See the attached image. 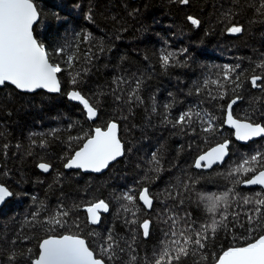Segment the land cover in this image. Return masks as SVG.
<instances>
[{
  "label": "trees",
  "instance_id": "trees-1",
  "mask_svg": "<svg viewBox=\"0 0 264 264\" xmlns=\"http://www.w3.org/2000/svg\"><path fill=\"white\" fill-rule=\"evenodd\" d=\"M35 2L42 18L34 26V35L50 53L77 33L81 37L90 33L93 41L80 45L81 59L75 69L68 68L66 57L50 56L64 69L58 74V95L41 91L19 93L7 85L0 88V184L13 193L0 210V248L5 249L0 251V264H10L7 249L12 245L6 241L14 239L21 229L29 239L23 244L18 242L22 254H17L15 264H30L38 255L39 244L50 236L80 235L98 250L99 238L108 230L124 240L135 234L137 259L143 264L159 253L161 241L167 239L164 219L168 209L182 216L190 213L197 224H210L212 217L200 200L202 194H219L230 187L241 196L264 193L263 189L244 190L241 184L233 185V178L227 176L243 157L264 152V139L238 145L223 125L226 106L236 95L242 99L233 108L234 117L244 119L247 115L264 124V90L253 88L250 83L252 75L264 74V69L256 67L264 58V17L248 6L264 0H189L188 4L179 0ZM90 9L92 22L87 19ZM229 9L235 13L231 23L239 22L245 28L241 34L226 31L230 25L224 14ZM189 16L198 19L199 26L192 25ZM100 44L105 46L104 52L99 51ZM71 51H76L75 46ZM166 52H175L179 62L165 68L161 56ZM181 52L184 54L180 55ZM85 53L93 57L90 63L84 61ZM235 65H240L242 86L235 92L227 88L223 99H211L210 96L218 97L221 90L211 83L204 87L205 82L222 80L224 67ZM74 71L81 72L76 85L71 83L70 73ZM117 76H125L129 81L140 77L142 103L115 101L111 91ZM124 87L127 90L128 86ZM197 87L199 95L195 92ZM73 90L80 91L90 102H99L95 121L89 122L84 110L66 99V94ZM166 104L171 107L166 109ZM194 106L214 114L220 130L214 135H185L164 122L165 115L174 119ZM112 121L119 125L125 155L102 175L65 172V163L84 142L72 140L69 145V138L90 135L94 128H106ZM225 139L230 141V154L222 166L208 172L192 168L196 157ZM44 140L47 145L40 147ZM4 144L8 145L6 155ZM154 152L161 161L159 173L149 171L148 161ZM42 162L50 164L49 172L37 170ZM58 174L60 183L55 182ZM146 174L152 179H144ZM189 176L197 183L186 193L183 205L177 207L169 193L177 191L178 177L187 180ZM142 187H148L154 197L153 208L146 211L137 196L138 223L127 224L125 219L133 217L123 211L122 205L127 201L119 197L124 193L136 195ZM100 199L109 203V212L93 227L88 224L84 206ZM60 202L72 209L64 228L48 231L39 225L35 229L25 227L41 203L55 210ZM252 207L237 199L229 212L239 213L238 219L230 216L229 227L218 230L206 250H190L177 264H214L228 248L246 245L253 237L264 234V226L255 232L249 230L246 212ZM143 220L150 221V235L145 239L139 226ZM91 232L97 235H90ZM127 259V253L121 255L122 261Z\"/></svg>",
  "mask_w": 264,
  "mask_h": 264
},
{
  "label": "snow or ice",
  "instance_id": "snow-or-ice-1",
  "mask_svg": "<svg viewBox=\"0 0 264 264\" xmlns=\"http://www.w3.org/2000/svg\"><path fill=\"white\" fill-rule=\"evenodd\" d=\"M179 2L188 4L189 0H179ZM248 6L253 7L260 17H264V3H250ZM234 16L235 13L232 9L224 14L230 25L226 28V31L231 35H238L244 32L245 28L239 22L231 23ZM41 18L42 13L35 0H0V86L11 84L16 89L26 93H34L41 89L49 93H59L61 92V81L58 74L64 69H62L61 63L50 59V56L66 57L64 62L68 68L75 69V65L81 59L80 45L93 41V36L90 33H85L82 37L77 33L71 41L66 39L63 44L58 45L50 53L45 44L34 35V25H37ZM87 19L90 22L93 21L91 9ZM187 19L194 26L200 24V21L192 16L187 17ZM73 46H75L76 51H71ZM105 50V46L100 44L99 51L104 52ZM186 51L184 50V52ZM88 52H91V49H88ZM184 52H181L180 55H183ZM83 59L90 63L93 57L85 53ZM161 60L165 68L170 66L172 62H179L175 52H166L161 56ZM256 67L264 69V58ZM239 68L240 65L225 66L222 80L205 82L204 87L211 83L221 90L218 97L210 96L211 99H223L227 95V88H231L235 92L242 86L240 80L242 73L238 71ZM70 75L72 76L71 83L76 85L78 78L81 77V72L74 71ZM250 83L253 88L264 90V74L252 75ZM113 84L115 87L112 88L111 94L115 101H124L129 105L142 103L140 77L129 81L125 76H117L114 77ZM125 85L128 86L127 90L124 87ZM195 92L199 95L200 88L197 87ZM68 96L69 99L78 101L83 105L89 120L97 117L98 108L96 105L99 103L98 101L90 102L78 90L71 91ZM125 96L127 97L126 101ZM240 99L242 97L239 95L231 99V102L227 105L224 123L234 129L237 141L247 142L254 138L264 137V124L255 122L247 115L244 119L234 117L233 105L237 104ZM164 107L168 109L171 105L166 104ZM216 120L217 117L214 114L199 106L187 108L174 119H169L167 115L164 117L165 123L171 124L173 128H178L185 135L197 134L198 132L214 135L220 130ZM81 139L84 142L67 160L64 165L65 168L99 173L108 168L117 158L125 155V146L119 137V125L115 121L108 123L106 129L94 128L93 133L90 135L70 137L68 143L71 145L72 140ZM46 145L47 141L44 140L39 146L45 147ZM17 147L20 146L17 145ZM3 149L6 155L8 145L4 144ZM29 154L31 153L29 152ZM229 154L230 141L225 139L200 154L192 166L198 170L212 169L214 165L224 164L225 158L229 157ZM148 164L150 165L149 171L159 173L162 170L160 158L155 152L152 153ZM38 167L47 173L50 171L51 166L49 163L42 162L38 164ZM227 176L233 178V185L242 184L264 188V152H256L243 157L239 163H236L228 171ZM243 177H247V179H243ZM144 179L150 180L152 178L146 174ZM55 182L60 183L59 174ZM196 183L197 181L191 176L187 180L177 178V191L169 193L177 207L183 205L184 200L187 198L186 193L190 192ZM12 195L13 193L5 185L0 184V204ZM137 196L145 207L148 209L153 208L154 197L150 195L148 187H142L136 195L131 193L122 194L119 199L127 201V204L122 205L123 211L130 213L133 217L131 220L125 219V223L130 225L138 223L136 219L138 209L135 208ZM237 199L243 205H253L246 212L250 226L249 230L255 232L258 227L264 226V193L256 192L252 196H241L235 192L234 187H230L219 194L215 192L202 194L200 200L212 217L210 224L203 222L197 224L190 213H185L182 216L178 212L168 209V214L164 219V223L167 225L164 236L167 239L161 241L163 247L159 253L154 254V258L145 259L143 264H177L181 256L188 255L190 250H206L209 241L215 237L217 231L229 227L231 224L230 216L238 219L239 213L229 212L230 207ZM84 210L87 213L88 222L97 225L101 221V213L109 212V203L100 199L88 203L84 206ZM71 215L72 209L64 205L63 202H60L55 210H50L41 203L40 208L31 213V218L26 221L25 227L35 229L39 225L46 227L48 231L64 228L69 223L68 218ZM139 226L142 228L143 237H149L150 221L143 220L139 223ZM22 232L23 229L16 233L14 239L6 241L12 245L11 248L7 249L10 264H15L18 253L22 254L17 247L18 242L23 244L29 239L27 235H22ZM89 234L97 235L95 232ZM136 240L137 236L135 234L132 235L130 240H124L113 230H108L104 236L99 238L97 250L92 248L86 239L80 235L50 236L43 239L39 244L38 255L30 261V264H117V262H120V264H141V261L137 259ZM4 250L0 248V251ZM125 253L128 254V259L122 261L121 255ZM216 264H264V234L253 237L246 245L230 247L223 251L217 257Z\"/></svg>",
  "mask_w": 264,
  "mask_h": 264
},
{
  "label": "water",
  "instance_id": "water-1",
  "mask_svg": "<svg viewBox=\"0 0 264 264\" xmlns=\"http://www.w3.org/2000/svg\"><path fill=\"white\" fill-rule=\"evenodd\" d=\"M35 1H45V0H35ZM130 1H136V0H130ZM35 26V25H34ZM5 85H7V86H10V87H13L17 92H19V93H26V92H22V91H20V90H18V89H16L13 85H11V84H5ZM4 86V85H3ZM3 86H0V88H2ZM37 91H41V92H44V93H47V94H49V95H58L59 93H49V92H47L46 90H43V89H41V90H37ZM36 91V92H37ZM71 92V91H70ZM70 92H68V93H70ZM35 93V92H34ZM68 93L66 94V99L69 101V102H71V103H73V104H77V105H79L83 110H84V112H85V114H86V111H85V109L83 108V105L82 104H80L78 101H73V100H71V99H69V96H68ZM26 94H32V93H26ZM230 103V102H229ZM228 103V104H229ZM236 105V104H235ZM235 105H233V108L235 107ZM226 110H227V106H226V109H225V115H224V120L226 119ZM86 118H87V120L89 121V122H93V121H95L96 120V118L95 119H93V120H89L88 119V117H87V114H86ZM223 125H224V127L227 129V130H229V131H231L232 132V139H233V141L235 142V143H237L238 145H247V144H249V143H252V142H255V141H258V140H262V139H264V137H258V138H254L253 140H250V141H247V142H243V141H237L236 139H235V135H234V129H232V128H230L226 123H223ZM106 129V128H105ZM94 130V129H93ZM93 130H92V133H93ZM214 147V146H213ZM209 150V149H208ZM74 154V153H73ZM121 157H119V158H117V160H119ZM197 158V157H196ZM227 159H228V157H226L225 158V162L227 161ZM116 160V161H117ZM116 161H113L110 165H109V167L112 165V164H114ZM195 161V160H194ZM223 164H219V165H214L213 166V168H215V167H220V166H222ZM109 167L108 168H106V169H104L103 171H101V172H99V173H94V172H84V171H82V170H79V169H67V168H65V166L63 167L64 168V171L65 172H80L81 174H86V175H102V174H104L108 169H109ZM192 168L194 169V170H197V171H202V172H208V171H210V170H212V169H200V170H198V169H195L193 166H192ZM37 170L39 171V172H43L39 167H38V165H37ZM43 173H45V172H43ZM241 188H244V189H246V190H249V189H263L264 190V188H261L260 186H244V185H242L241 184ZM11 198H12V196H10V197H8V198H6L5 199V201L2 203V204H0V210L4 207V205L7 203V201H9V200H11ZM138 202H139V204L146 210V211H150V209H148L147 207H145L144 205H143V203L141 202V201H139V199H138ZM105 213H101V217H102V215H104ZM86 216H87V213H86ZM88 220V219H87ZM101 222V221H100ZM88 224L89 225H91V226H93V227H97L99 224H97V225H92V224H90L89 222H88ZM142 229V228H141ZM144 239H145V237H143ZM38 250H39V248H38ZM39 252V251H38ZM214 264H216V262L214 263Z\"/></svg>",
  "mask_w": 264,
  "mask_h": 264
},
{
  "label": "rangeland",
  "instance_id": "rangeland-1",
  "mask_svg": "<svg viewBox=\"0 0 264 264\" xmlns=\"http://www.w3.org/2000/svg\"><path fill=\"white\" fill-rule=\"evenodd\" d=\"M259 141V140H258ZM242 189H244V188H242ZM244 190H246V189H244Z\"/></svg>",
  "mask_w": 264,
  "mask_h": 264
}]
</instances>
